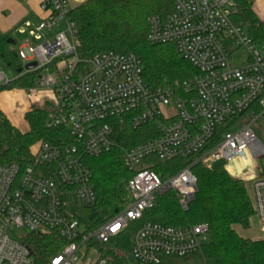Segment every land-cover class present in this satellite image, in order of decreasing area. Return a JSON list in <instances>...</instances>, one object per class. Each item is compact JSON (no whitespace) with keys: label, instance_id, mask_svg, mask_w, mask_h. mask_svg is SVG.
<instances>
[{"label":"built area","instance_id":"obj_1","mask_svg":"<svg viewBox=\"0 0 264 264\" xmlns=\"http://www.w3.org/2000/svg\"><path fill=\"white\" fill-rule=\"evenodd\" d=\"M166 17H147V42L172 45L197 74L174 88L152 93L141 77L138 58L104 52L81 61L77 56L76 26L69 0H43L40 22L27 31L40 42L17 49L22 74L43 71L35 88H46L54 98L45 126L64 127L74 144L56 147L39 141L31 150L32 163L20 171L16 164L0 166V264H33L29 249L10 236L12 229L27 233L55 231L66 243L48 264H79L88 254L90 264H119L96 247L107 245L128 223L142 218L160 196L172 192L184 209L196 190L193 164L210 167L248 159L257 171L264 158L262 144L252 129L264 116V57L246 30L232 22L229 0H171ZM59 25L62 29L47 37ZM30 28L25 22L18 30ZM244 52L243 63L230 57ZM35 63L33 69L25 65ZM81 66V68H79ZM52 66V69L50 68ZM0 69V86L12 80ZM128 116L131 128L156 124L158 136L124 151L122 162L131 173L126 208L90 232L68 216L62 197L89 208L96 196L83 157H97L114 148L109 120ZM177 158L193 161L161 180L154 161ZM258 222L264 226V176L251 185ZM208 227L198 224L168 227L145 222L131 236L130 257L135 264H161L162 258H185L200 253Z\"/></svg>","mask_w":264,"mask_h":264},{"label":"trees","instance_id":"obj_2","mask_svg":"<svg viewBox=\"0 0 264 264\" xmlns=\"http://www.w3.org/2000/svg\"><path fill=\"white\" fill-rule=\"evenodd\" d=\"M229 1L235 8L232 22L246 30L257 48L264 47V22L254 13L252 0ZM172 9L171 0L84 1L71 8L69 13L76 26L78 58L84 61L104 52L131 53L138 58L142 80L152 93L174 88L176 84L194 77L196 70L177 54L172 45L152 46L146 39L147 17L151 14L166 17ZM0 64L17 76L7 86H0V92L15 88L33 89L43 73L40 70L22 74L24 66L18 56L17 44L8 34L1 32ZM46 105L51 107V103ZM47 114L45 108L27 111L24 120L29 129L22 133L0 110V166L16 164L23 171L32 163L31 150L39 141L56 147L74 144L64 127L49 129L45 126ZM108 122L112 127L114 148L97 157L82 158L91 174L95 204L83 208L73 205L68 196L62 197L68 216L77 220L85 232L109 221L128 204L126 184L131 173L123 166V152L158 136L154 123L133 129L128 116ZM192 161L181 158L168 162L155 160L152 169L161 180H165ZM259 166L261 176H264V159L260 160ZM191 172L196 177V190L186 208L181 207L172 192L157 196L154 205L143 212L140 220L128 223L121 233L107 245L96 247L97 250L116 263L135 264L129 255L130 240L143 223L153 222L174 228L206 224L207 241L200 253L191 257L202 264H264V239H245L234 229L248 230L250 220L255 217L252 199L244 182L231 177L223 162L210 167L196 163L192 165ZM21 242L29 249L33 264H48L66 245L55 231L27 233ZM187 258L164 257L161 264H180Z\"/></svg>","mask_w":264,"mask_h":264},{"label":"crops","instance_id":"obj_3","mask_svg":"<svg viewBox=\"0 0 264 264\" xmlns=\"http://www.w3.org/2000/svg\"><path fill=\"white\" fill-rule=\"evenodd\" d=\"M42 1L43 0H0V32L2 34H8L17 44V49L23 47L25 41H29L30 38H28L27 31L34 28L42 19L43 14L40 11V4ZM252 4L254 13L261 22H264V0H252ZM25 22L30 24V28L27 29L23 27L22 29L24 33H20L18 29L22 27ZM59 29H62V25H59L51 32H45V35L50 37ZM28 43L31 44V40ZM14 90L19 95V104L14 108V111L5 109V107H0V110L15 128L20 132L25 133L29 128L24 120V114L32 107L36 108L35 104H41L43 101L40 102L39 97H35L36 101L33 99L30 101L28 99L29 96L24 92L17 89ZM4 92L5 91H2L0 94L2 95ZM4 97L7 96L5 95ZM22 97H25L26 99L22 100ZM238 160L247 161L248 159ZM226 170L231 177H235L234 179H239L242 176L244 180H248L250 182V189L253 181L258 178V175H261V170L257 171L252 163L247 169H243L240 173L235 175L230 174L227 167ZM252 219H254V222H252ZM252 219L250 220L249 229L252 235L257 236L255 238H258L252 240L264 239V226L258 222L256 217H253Z\"/></svg>","mask_w":264,"mask_h":264},{"label":"rangeland","instance_id":"obj_4","mask_svg":"<svg viewBox=\"0 0 264 264\" xmlns=\"http://www.w3.org/2000/svg\"><path fill=\"white\" fill-rule=\"evenodd\" d=\"M69 4H70V7L73 8L75 6H78L81 3L77 2L76 0H69ZM44 35H45V32H44ZM38 43H40V42H36L35 40L31 39L30 46H35ZM257 50L260 53V55L262 57H264V47H258ZM244 57H245L244 52H239V53L235 54L234 56L230 57V62L232 63L233 66H238V65L243 63ZM0 69L2 72H4V74L9 79H12L14 77V74L12 72H10L7 68L3 67L1 64H0ZM15 89H17V88H15ZM17 90H20V91L24 92L27 96H29L28 99L30 101H32V99L34 101H36L35 97H39L40 102L43 101V103L41 102L42 105L39 103L35 104L36 108H45V109H47L48 112L50 111L51 107L46 105L47 102L52 103L54 100V98L52 96V92L50 90H48L46 88H40V89L33 88V89H29L28 91H25L23 89H17ZM4 94L7 97H4L5 96ZM24 99H26V98L22 97V100H24ZM18 104H19V95L14 89L6 90L2 95L0 94V107H5V109L14 111V108ZM33 108L34 107H32L31 109H33ZM252 129L255 132L258 140L262 144H264V117L257 120V122L254 125H252ZM262 159H264V158H262ZM250 165H251V161H249V160H247V161L234 160L232 162L227 163L226 167H227L228 171L230 172V174L235 175L237 173H240L243 169H247ZM258 177H259V175H258ZM239 179L243 180V182L247 188V191L251 197L250 182L248 180H244V178L242 176ZM252 222H254V219H252ZM234 229L237 232V234L239 236H241L242 238L252 240L255 237H257V236L252 235L250 229L243 230L240 227H235ZM9 234H10V236L20 240L23 235L27 234V232L25 230L12 229L9 232ZM255 239H258V238H255ZM93 257H94V254H93V252H91L90 254H88L86 259L81 261L79 264H90V262L93 260ZM180 264H202V263L200 260L196 259L195 257L190 256L187 259L182 260L180 262Z\"/></svg>","mask_w":264,"mask_h":264},{"label":"water","instance_id":"obj_5","mask_svg":"<svg viewBox=\"0 0 264 264\" xmlns=\"http://www.w3.org/2000/svg\"><path fill=\"white\" fill-rule=\"evenodd\" d=\"M76 1L79 3H83L86 0H76ZM34 67H35V63H30V64L25 65V69L27 70L33 69Z\"/></svg>","mask_w":264,"mask_h":264}]
</instances>
